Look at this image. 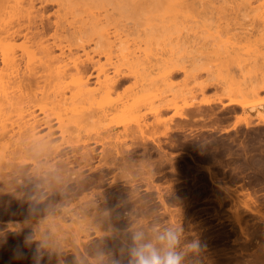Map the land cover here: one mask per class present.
<instances>
[{"label": "rangeland", "instance_id": "obj_1", "mask_svg": "<svg viewBox=\"0 0 264 264\" xmlns=\"http://www.w3.org/2000/svg\"><path fill=\"white\" fill-rule=\"evenodd\" d=\"M34 1L36 2V3H34L36 11L39 10V13L42 12V14L37 13L38 14L37 17L40 18L41 15H42V17H43V18H41L42 19V23L46 24V25H48V24L50 25V28L48 29L47 33L45 34L46 36L44 35L45 36L44 37V42L46 41V45H47V43H48V45H51V46L53 45L52 41H53V38L55 37L56 33L58 35L57 36L58 39L62 40V42L64 44H67V42L70 43V33L66 32L65 30H61V29L60 30H56V27H55V24H56L55 22L57 20L59 21L60 18H58V17H61V15H63L62 14L63 10L62 11L58 10L60 12L59 13L57 11L58 7H56L55 4H48V3L40 4L41 0H34ZM142 1H144V0H142ZM142 1H141V3H142L141 5H143V7H141V5L139 7V5H138L139 8H142V10L140 9L142 12L138 8V10L140 11L139 14L141 16L139 14L138 15L140 17H136V16L132 15V16H134L135 19L136 18L138 19V20L136 19L137 21L135 20L136 22H138V25L141 24V26L143 25L144 27H145V25H147V27L149 26L147 29H149L152 26L154 28L155 27L159 28V27H162L163 25H165L166 22L170 21L171 24L178 25V27L175 26V27L178 28V29L176 28L177 29L176 30V34H175V30L173 31L171 29L170 31H172V34L170 33L169 34L170 36L169 35L168 36L167 35H165V36L162 35L163 38H160L161 37V35H160V37H159L160 39H158V37H157L158 34L156 35L154 33V31H153V34H155L157 39H158L157 42H156V40H155L156 38H154L155 35L153 37L150 34L151 32L149 31L150 29L153 30V28H150L148 30L150 35L148 33H147L148 35H146L147 30H144L146 28H142V27L140 28V26H138L135 21L132 22V20H133V18L131 19L132 16L129 15L130 19H128L129 17L127 18L128 15H127V13L125 11L126 9L123 8L127 16L124 15L122 17H119L120 15L125 14V13L120 14L122 10L117 11L118 9H120L122 7V4L120 6L118 4H112V5L110 4V6H112V7H110L109 5L106 6V4H104V3L101 4L100 3L98 10H97V8L95 9V7H94L95 11H94V9H92L91 13H93V14L95 13L94 16H96V13L98 12L99 14L97 13V17H98V15H100L99 18H101V19H102V17L104 19V16H105V19L109 18V17L106 18V13H104L105 14L104 15L103 12H109V13H107L108 14L107 16H111V15L113 17L115 16V18L110 17L111 18L110 20H112V21H110L111 25H110V23H108L109 25L108 24H106V25L103 24V25H105V26H103V28L105 27L104 29H106V26H108L107 29H109V26H110L111 30L109 29V31L112 34V32L115 31V28H113V27H116V26L117 27H121V28L124 27L125 29H127V32H129V34H130V36L128 38L130 40V41H128L129 49H131L133 47L131 50H133V49L135 50L136 47H140V49L142 51L147 50V53L148 52H152L151 55L149 53V56H151V58H156L157 56H154V55H158L159 56L160 53H163V52L164 53L161 56L164 55V57L165 56L167 57L168 55H165V53L170 49V47H171V49L175 50V47L177 49V47L179 45L178 42L181 43L180 47L183 49L182 50L183 55H182V53L177 55L179 53L178 52L176 54L177 57H176V55L173 57L175 60L172 58V56H170V57L168 56L170 58V61H172V65H174V62H173V60H174V61H176L177 65H179V66H177V69L180 68L181 66H184L189 71L188 76L191 73V76H189V77H192V78L195 77L196 78L195 79L196 82H198V80H199V82L200 81L201 82L202 81L205 82V80H208V78H210L212 81L210 79H209V81H210L209 83H207V81H206L205 83L207 84V86H205L204 90L200 91L198 89V86L196 84H194V82H195V81H193L194 79L192 80V78H191V80H192L191 83H188V85L190 84L189 86L191 87V90H190V88L186 87L185 84H184L185 88H188V90L187 89L185 90V88L183 89V84L181 85V83H183L184 81L186 83L190 82V79L183 80L184 79V76H183L184 74L182 73V71H179L178 73H176V76H174V79H172V80H173V82H175V83H173V85L174 84H176V85L180 84L182 87L178 86L180 88H178V87L176 88L175 87L176 85H174L173 89L174 88H176V90L180 89V90H178V92L179 91L180 92L181 91L184 92V90L185 91H190V92L192 90L193 91L190 94L187 92L188 93L187 95H186V92H185V95L187 97L184 95L183 92L179 93L181 95L183 94L184 97L180 95V96L177 97V99H175L176 106L175 105H171L172 107L171 108L168 107L169 109H167V107H164L163 108L164 110L163 109L160 110L161 109L160 107H163V105L161 103H159L162 100L161 98L165 97L166 99H170V98H167V97L173 96V94L170 93L171 90L169 92V89L166 86L165 87L163 86L164 87L163 89L167 88L168 89L167 91L169 92V94H168L167 91L165 92V90H163V89L162 90L164 92L162 90H160V89H159L160 90L159 92L155 91V93H153V91H150L152 93L149 94L150 96L147 95V98L145 99L146 102L145 101L142 102V104L144 102H145L144 104H146L147 101L149 100V102L146 104V106L138 104L139 105L138 112L133 114V115H131L132 116L131 119L132 118H134V119L136 118L135 119L136 124H138V123L139 124H147V126L144 127L145 130L143 129V131H146L145 132L146 135H143V137H142L143 140H142V138H139L140 142L138 141V139H136V140L134 138L132 139L131 138L132 136L131 137L129 136L128 138H126V142H127L126 144L130 148H128L129 150L124 152L126 154L123 156V157H125L127 155L125 158H126L127 162L130 161L132 166L136 165V167L134 169L136 174H134L133 170H132L133 172L130 171L131 172L130 174H129V171H126V172L123 173L124 170H120L116 166H110V169L105 167V165L103 164L104 159H103L102 156H104V153L107 154V152L105 151L103 154L101 152H103L102 151L103 148H106L105 146H107L109 148V149L106 148V150L111 152L110 151L111 146H109V144H107V143L112 142V140L108 139L109 140L108 141L107 139L104 140L105 138H103V139H100V140H102V141H100L101 143L100 142L99 143H95L92 140L89 141L90 148L93 147V149L95 151V158H94L95 162L93 161V164L95 166L94 165L93 166L97 167L96 169H93V170L90 169L89 170V168L85 167V168H82V169L80 168V170H79V167L82 166V164L80 166L75 165L73 167V169L76 168V169H74V171L78 169V171L82 174L81 175L82 176V180H84V181H82V180L79 181L78 180L77 181L78 184L76 183V181H69V182H67L64 185V188H62V190L58 191L59 194H56V195L54 194L55 192L52 193V194H51V192H49L50 193L49 194L48 190L44 191V190L41 189V190H39V193H37L38 195L36 194L35 196H31L32 187L36 188L34 186V184L31 183V182L27 183L26 185H24V184L23 185H19V188L16 187V186H15L16 188L13 187L12 190H14V191L10 190L11 194H9V192H10L9 190H8L9 192L6 191L8 196L9 195H11V196L14 195V197H11V199H9V200H5V202L3 200L0 201V264H16V263L17 264H22V263L23 264H31L30 261H32V260H34L36 262H39V263L43 262L45 264H71V263L72 264H76V258L75 257H76V255L78 256V254H79V257H81V258L83 257L82 259L85 261L86 264H118V262H119V264H127V249L130 246V244H131V236H132V234L134 232L143 231L146 234L152 236V235H155L156 233H158L160 231H163L166 228H172V229L177 230L178 235H180V238H181L182 251L185 254H188L189 256L191 255V249H189L187 247H184V245L188 241L199 240L204 245V251H203L201 257L193 259L190 262V264H264V177H259L260 174L252 173L250 171L251 169H253L254 165L258 166V163L256 162L255 164H253L251 162H246V164H247L246 165L245 162H241L246 167V170L241 172V173L238 172V170H237V169H239L238 168V163L236 165V162H234L235 161L234 158L232 156H228L227 157L225 155L226 152H224V149H225V141H224V139L226 138L225 137L226 134H222V133L220 134V132L209 131L208 128H207V130L206 129H204V130L200 129V126L205 125V124L209 125V124L212 123V122H210L211 120L208 121V119H206L207 117H205L206 123H203L205 121H202V119H199V117H196L197 120L196 119L193 120L194 122L193 121L188 122L189 126H188V124H186V126L184 128H181V129H178V130H175V131L172 130V133L169 130L168 134L169 135L171 134L170 136L169 135L167 136V135L164 134V132H165V129H164L165 126L164 125H166L165 128H168V125H167L168 122H169L168 123L169 126H173L174 123H180L181 122V119L179 118V114H178V112H180V111H178V110L184 107V102L185 101H186L185 103H188V101H192V99H190V98H195L197 100L196 102L204 101V102L212 103L214 105H216V104L217 105H225L226 103H228L229 95L225 94L222 91L221 86H218L219 85L218 84L219 83L218 80H220L221 75H222V77H223V74L226 76V73H224V72H226V71H227V73L229 72L230 75L233 76L234 78L236 77V79L237 78H241L242 79V76L245 74V76H243V77L251 78V80H253L252 77H251V76H253V74L246 73L248 68L245 67V66H242V69H240L241 67L238 68L239 66L237 65V63L235 65H233V64L229 65L226 69L222 68L224 70H222L221 67L219 69L218 68L220 66V65L218 66L219 61H218L217 58L214 59V57H216V55L215 56L214 55H212V56L210 55V58H212L211 59L212 61H210V58L207 59V57H209V56H206V59L203 58L202 59L203 61H201L199 64L197 63V66L199 65L198 67L193 66V68H192V65H194V64H189V63H187V59L186 58L181 59L180 57H182V56L185 57V54H184L185 51L184 50L187 48V46L184 44L183 41L187 40V38H189V35H190V37H192L193 35L195 36L197 34V36H195V37H197L198 39L197 38L195 39L193 37L189 39L192 42H196L198 44H199V42H201L202 44H204V42H205V44H207L209 36H210L211 39H213L212 38L213 34H211L210 32H216V30L218 32L219 31L218 28H221L222 26L224 28L222 27V30L220 29V32L222 31L221 35L226 33V32L228 33V35L229 34L232 35L233 33H237L238 34V33H241V31H243V32L246 31L247 32L248 30H249V33H250V31L252 33V31L254 32L256 30H257L256 32L258 33L260 31V29H261L260 27H262V26H260L261 22L258 24L259 18H258V16L257 17L255 16L256 12L254 13V11H253L254 8L250 9L253 5L255 6L256 3L253 2L254 0H250V1L247 0V3H244V1H242V0L239 1V2H235L234 5H237V4H240V2H243L242 5L245 6V4H248L249 2L252 1L251 2V3H253L252 6L249 7L248 5H246V7L248 6L247 7L248 9L246 10V8L244 6L243 7L245 9L243 7H241V6H239V8H238V6L237 7L235 6V8L234 7L232 8V6H234V5H232L233 3L230 4L231 7L229 5H227L226 3H224V2H222L223 4H221V2L216 4L218 2V1L216 2V0H215V3H214V0H211V1L210 0H205V2L201 1V3L199 5H198V3H199L198 1L199 0H194V1L193 0H189V1L188 0H186V1L185 0H183V1L180 0L181 3L178 0L177 1V6H178V4L182 5V2H184L185 4L183 3V6H178V7L174 6L175 9L172 8V11H173L172 12L171 9H170L171 6L169 7L163 1V3H162L163 5H159V3H158L159 6L157 7V9L158 10L160 9L159 11L161 12V13H159V11H157V13H159V15H158V14H156V12H154L156 8L155 9L152 8V7L157 6L156 2H154V6H153V3H151V2H153V0H149V1L145 0L146 2H148V4H147L144 1L146 3V6L147 7L151 6V7L147 8L143 4ZM206 1H208V3L211 2L212 3V4H210L211 6L208 5V3ZM227 1H232V0H227ZM150 3H151V5H150ZM165 4H166L167 8H166ZM186 4H189V5L194 4L195 7H193V5L188 7ZM202 4H204V5L202 6ZM213 4H215V6L217 5V7L215 8V6ZM225 4L227 6L226 7L227 9L225 8ZM102 5H104L103 8L107 7V8H105L107 11H104L103 8H102L103 10L100 9L102 7ZM184 5L186 6L187 9L185 8ZM218 5H221V7H222L221 10L224 7L225 11L222 10L221 11L222 13L219 12L220 11L219 10L220 6H218ZM222 5H224V6H222ZM94 6H96V5H94ZM117 6H119L120 8L117 7ZM180 7H181L182 12L184 11L183 12L184 14L180 11V9H178ZM190 7L193 8V9H191ZM144 8L146 10H144ZM165 8L167 10H165ZM188 8H189V11H188L189 13H187L185 11V9L188 10ZM217 8H219L218 11H217ZM79 9H81V8L78 7L77 10H79ZM99 9H100V11H99ZM163 9H164V11H163ZM173 9L174 10H179V11H176L175 14H170V11L172 13H174ZM190 9H191V11H190ZM240 9H241V11H240ZM242 9H244V10H242ZM83 10H85V9H83ZM83 10H81V11H83ZM143 10L145 12V15H144ZM227 10L229 12H227ZM236 10H237V12H235ZM250 10L253 11L254 14H252ZM81 11H80V15L82 14ZM88 11H90V10L88 9ZM88 11H87V14L85 13V15H84V12H85L84 11L83 15H81L82 17L79 15V17H80L79 19L87 18V16L89 17L90 13L88 14ZM92 11H94V12H92ZM150 11L153 12V16H152V13ZM230 11H233V12H230ZM64 12H65V10H64ZM74 12H76V11H74L72 9V14ZM137 12L138 11L136 10V13ZM67 13H69V12H67ZM76 13H75V18L77 20L78 19V11ZM110 13H112V14H110ZM141 13H143V15ZM69 14L67 16L68 19L66 21H68V20L71 21V17L74 15L73 14L71 16V11H70ZM154 14H156V15H154ZM165 14H167L168 18L166 17ZM64 15H65V13H64ZM117 15H119V16H117ZM147 15L148 16L151 15V19L149 18L150 21L147 20V18H148ZM173 15H175V16H173ZM154 16H155V18H154ZM156 16H158V17L161 16V18H158ZM169 16L172 18V21L169 18ZM174 17H175V19L177 17L176 21H175V19L173 20ZM189 17H191V19ZM253 17H255V18L253 19ZM38 18H37V23L35 24V25H37V27L42 26L41 24H39V23H41V20L38 19ZM142 18H145L146 20L143 19L144 20L143 21ZM179 18H181V19H179ZM65 19L66 18L64 17V20L63 19L62 20L65 21ZM154 19H157V21L154 20ZM162 19L165 20V24L163 23ZM151 20H152L153 23L156 22L154 24L155 26L151 25V24H153V23H151ZM113 21H115L116 23H114ZM142 21H143V23H142ZM158 21H159V23L157 24ZM112 22H113V24H112ZM119 22H120V25H119ZM207 22H208V27H206L207 26L206 25ZM149 23H151V24H149ZM191 23H192V25L194 27L191 25ZM160 24H162V25L160 26ZM210 24H212V25H210ZM62 25L67 26L69 24H67V22H66V23H64ZM158 25H159V27H158ZM190 25H191V27H193V29L190 28L189 32H193L195 30V31H197V33L195 31L193 33H188ZM211 26H214V27L211 28ZM117 27H116V29H118ZM184 27H186V28H184ZM203 27L205 29L207 28L209 33H208L207 30H204ZM215 27H216V30H215ZM64 28L66 29L67 27H64ZM173 28H174V26H173ZM210 28H211L212 31L209 30ZM134 29L135 30L137 29V30L135 31ZM225 29H226V31H225ZM258 29H259V31H258ZM178 30H180V31L178 32ZM227 30H229V31H227ZM186 31H187V33H186ZM159 32H160V30H159ZM229 32H233V33H229ZM256 32H254V34ZM142 33H143V35H142ZM159 34H161V32ZM206 34H207V36H206ZM214 34L216 35L217 33H214ZM218 35L219 34H217L216 36H218ZM226 35L225 34L222 35L221 38H223V36L226 37ZM145 36L146 37L147 36H151L150 38H152V39H150L149 37L148 38L150 40L148 38L145 39ZM166 36H167V38H164ZM206 37H207V39H205ZM254 37L256 38L257 35H254ZM112 38L114 40V37H112ZM153 38H154V40H153ZM143 39H144V41H143ZM211 39H209V41ZM252 39H254V38H252ZM145 40H146L147 44L145 43ZM160 40H161V42H160ZM22 41H23L22 38H21V40L19 39L17 44L22 43ZM133 41H134V43H133ZM153 41L155 43H157L158 46H156V44ZM135 42L136 43L138 42V43L136 44ZM167 42L170 45L173 44L174 47L172 48L173 45L172 46H170V45L168 46ZM170 42H172V43H170ZM258 42H262V41L259 40ZM263 42H264V40H263ZM159 43L160 44L162 43V45H160ZM164 43L165 44L167 43L166 46H165ZM163 44H164L165 47H163ZM258 44L260 45L261 43H258ZM258 44H257V47L259 49L261 48L260 50H262V47H260L261 45L258 46ZM147 45H149V46L147 47ZM93 46H94L93 43L87 44V47H86L87 49L86 50L87 51L89 50V53H91L93 55V56L92 55L91 56L94 59L95 58L97 60L99 59V63L100 64L101 63H106L107 64V61L105 62V59H104L106 57L103 54H100V56H99V54H97L98 51H97V53L95 51L92 53V51L94 50V48H92ZM152 46H153V48H151ZM207 46H209V45L207 44ZM262 46L264 47L263 44H262ZM146 47H147V49H144ZM157 47L159 48V50L157 49ZM72 48H73V52L75 51V53H77L76 55H78V54L82 55V52L80 51L81 49H77L76 50L74 47H72ZM148 48L149 49L151 48V50H153V51H151V50L148 51ZM161 48H162V50H161ZM246 48L247 47L244 46L243 52H245L247 50ZM115 49L117 50L118 48H115ZM136 50H137V48H136ZM260 50H258V51H260ZM53 51H54L53 54L54 53H55V55L58 54V50L55 49ZM170 51H168V52H170ZM248 51L252 52L253 49H250V47H249ZM258 51L256 49V51L254 53L258 54ZM263 51H264V49H263ZM243 52H242V54H243ZM251 52H249V53H251ZM254 53L252 54V56L250 58L251 62L254 60V59H252V58H254L253 57ZM115 54L117 55V53L113 54V61L114 62H116V60H117V59H115L116 57H114ZM152 55H153V57H152ZM242 56H244V54ZM242 56H240V57H242ZM151 58H150V61L152 60ZM171 58H172V60H171ZM246 58H247V56L243 57L242 59L244 60ZM204 59H205V62H204ZM243 60H241V58H240V61L242 63L245 61V60L244 61ZM148 61H149V59H148ZM152 61H156V59L152 60ZM121 62L117 61V63H118L117 66L120 65ZM213 62H215V63H213ZM247 62H248V59L246 60V63ZM151 63L152 62H150L148 65L150 66ZM246 63H243V64H246ZM169 64H170V62H168V66H166V68L170 67L171 64L170 65ZM258 64H259V62H258ZM121 65H122V67L119 66L120 67L119 69H121L122 72H125V74H127L129 76V78H130L129 81L127 83H125V85L123 86V87H126V88L123 89V87H122L121 89L123 91L125 90V92H126V90L130 91L131 88L133 87L132 90L133 91H137L139 88H141V87H139V86H141V84H142V86L144 85L143 84L144 83L143 77L142 78L140 77L142 75L138 76L139 77L138 79L143 81V82H141L139 84L140 81L139 80L137 81V78H136V80H134L135 79L133 77L134 75L131 74L135 69H133L131 71V69H128V68H130V66L126 65L124 67L125 63H123ZM107 68H110L109 72H111V68L112 67L109 66ZM139 68H141V67L136 68V70L134 72L136 73V71H137V73H138L139 72ZM261 68H262V70L264 69L263 66L260 67V69ZM150 69H152V73H154L153 72L154 67L153 68L150 67ZM128 70H130V71H128ZM141 70L142 71L144 70L143 72H145V68L144 69L141 68ZM240 70L243 73L242 76H241L242 73L240 72ZM262 70H259V69L257 70L256 69L255 70L256 71L255 74L260 75ZM154 71H155V73L152 74L153 77L158 72L161 73V71H157L156 72V68L154 69ZM257 71H260V73L257 72ZM90 72H92L93 75H95V70L94 69L91 68ZM145 73H142V74H145ZM138 74H140V73H138ZM209 75H210V77H209ZM217 75H219L220 77L219 76L217 77ZM185 78H187V77H185ZM67 79H69V78H67ZM67 79H66L65 82H68L69 84L72 85L71 81H69ZM213 79H214V81H213ZM241 79H239V80H241ZM132 80L135 83H133ZM186 80H189V81H186ZM223 80L224 79L221 78V81H223ZM246 80H249V79H246ZM260 80H259V82H261ZM262 80H263V82L261 84L263 85L264 84V79H262ZM91 81H95L94 77L91 79ZM136 82H138L137 83L138 85L136 84ZM257 84H258V82L256 83V85ZM261 84H258V85H261ZM131 85H135V86H131ZM137 86H138V88H137ZM121 89L119 90L120 93H121ZM128 89H130V90H128ZM65 90H66V92H69V91H67L68 89H65ZM139 90H143V87H142V89H139ZM176 90H174V91L176 93H178ZM174 91H173V93H174ZM261 91H262V89H261ZM225 92H227V91H225ZM125 94H128V93H125ZM129 94H130V92H129ZM191 94H193V95H191ZM261 94L263 95V92H261ZM177 95H175V97ZM125 96H129V95H125ZM138 96H136L137 99H139V98L142 99V97H144L145 95H141L140 96V94H138ZM189 96H191V97H189ZM185 97H186V99H184ZM173 98H174V96H173ZM173 98L171 97V99H173ZM256 99L251 98V100H249V102H250L249 104L257 103ZM38 102L40 103L41 101H38ZM39 103L36 102L35 103L36 106L34 107V110L37 112V113L36 112L35 113L38 116H40V115L43 116L38 111V107H43L44 106V108L46 110H49V109L51 110V108H52V107L51 108L49 107L50 105H48V103H46V104L45 103H40V105H39ZM175 103H173V104H175ZM37 104L39 106H37ZM156 104H157V106H158V104H160V107L158 106V108H157ZM201 104L204 105L203 102ZM47 108H49V109H47ZM153 108L155 109V111L158 109L159 111L162 112V113L159 112L161 117H160V115H156V112H158V110L156 112H154ZM203 108L206 110V107L203 106ZM148 109H150V111ZM52 110H53V108H52ZM52 110H51L50 113H53ZM237 110H239V109H237ZM139 113H141V115ZM10 114L8 115V117H7V115H5L3 117V119L4 118L5 119L6 118H10L11 122H12L13 121L12 118L16 119L18 117V116H16L17 111L14 113L15 116H14L13 113L11 115ZM18 114H19V112H18ZM55 114H56V112H55ZM55 114H53V115H55ZM136 114H139V115H136ZM219 114H221L222 118L220 117V115H219V117L221 119H224V120H222L223 123H225L224 121L232 122L233 121L232 119H235L234 117L231 116L230 117L231 120H230V118L226 120L224 118L225 116L223 114V111H219ZM237 114L238 115L241 114V110H239L237 112ZM119 116L120 115H117V117H119ZM240 116H242V115H240ZM117 117L113 116V118H111V119H113V122L109 120L111 122V124L110 123L107 124V126H108L107 128L110 129L112 127L110 129L111 132H112L111 133L112 136L113 135H119V133L121 131H124V130L126 131L127 129H129V130H127L126 132L130 133V132H132V129L134 130V128L136 127V125H134L135 122H133L134 119L133 120L129 119V120H126V121L123 120V123H122V121L120 119V117H122V116H120L119 119H117ZM125 118H127V117L125 116L124 119ZM153 118H154L155 121L156 120H158V121L155 122L153 120ZM158 118H161V119H158ZM3 119L1 121H3V125H5L6 121H5V119L4 120ZM10 119H7V120L9 121ZM159 121L161 123L160 125H159ZM198 121H201V122H198ZM8 123L11 124L10 121ZM8 123H6V125H5L6 126L5 129L7 128L6 131L8 129L9 130L11 129V127H9V128L7 127ZM156 123H158V125H156ZM201 123H203V124L201 125ZM241 124H240L239 128L242 127ZM55 125L57 127V124L54 123V126ZM190 125L192 126V128H191ZM0 126L3 127L2 124ZM198 129H200V130H198ZM242 129L243 128L240 129L242 132L240 130H239L240 132L238 131L237 133L233 131L232 132L233 134L230 135V136H235L236 134H237V136H240V137L243 136L244 135L243 134L244 131ZM180 130H183V131H180ZM1 131H3V130H1ZM56 132L59 133L57 130H56ZM95 133L97 134L96 129L90 130V132H87L88 135L90 134L89 136L92 135L93 137L95 136L94 135ZM238 133H240L241 135L238 134ZM6 135H8L7 132H6ZM6 135H5L6 138L4 139V137H3V140L7 143V140H9V137H11V136H9L7 138ZM9 135H11V134H9ZM86 135H84V137H82V139H85ZM144 136H146L147 138L144 139ZM0 138H2V136ZM13 138H11L12 140L10 139L8 141V143H10V141L13 142V140H15V138L14 139ZM61 139H63V138L60 137L59 134H57L55 136V142L54 143H59L60 142V143L63 144V142L60 141ZM220 139H222V142H223V147H221V148H222V154L224 156L222 154L219 155V153H215V151H213V150L211 151V149L210 148L208 149V147L204 148V146H203L204 144H213L212 141L216 142L217 140H220ZM103 140H104V142L106 141L107 143L105 142V144H104ZM133 140L136 141V144L132 143V142H134ZM169 140H172L173 142H175L176 147L168 146ZM177 141L180 144L176 143ZM2 142H1V144H3V145L6 144L5 142H3V143ZM102 142L105 145L104 147L102 145ZM208 142H210V143H208ZM8 143L6 144L5 148H2L3 146H0V170L1 171H2V169H5L4 168L5 164L8 165L9 164L8 162L11 163V161H10L11 160L10 159V157H11L10 156V150H11L12 144L11 143L8 144ZM157 143L159 145H161L162 149L158 147ZM192 145H194V146H192ZM62 146L64 147V151L62 150V152L67 154L68 156H71L72 155V149H70L69 147H67L65 145H62ZM112 149L111 150L114 153V148H112ZM204 149H205V151H204ZM129 151H130L131 154L129 153ZM164 151L165 152L169 151V154L171 153L170 156L166 157L165 154H164L165 153ZM65 154H63V157H66ZM261 155L264 157V153L261 154ZM1 156H2V158H1ZM25 158H22L21 160H24ZM101 158H102L103 161L101 160ZM168 158H169V160H168ZM146 159H148V160H146ZM171 160H173V161H171ZM145 161H147V166H149V167L152 166L151 169H150V172L152 174L151 175L152 179L148 178V180H147L148 172H147V174H145L146 172L144 173L143 172L144 170H141V168H140V170L142 171V172H140L139 169H138L139 166L145 165ZM42 162H44L43 159H42ZM138 163H139V166H138ZM150 164H152V165H150ZM83 165H84V163H83ZM5 167H7V166H5ZM29 167H31V165ZM98 167H99L100 170L98 169ZM149 167H146V168H149ZM263 167H264V160H263ZM207 168H209L210 170H213L212 172L216 176V178L213 179V180H215L214 182H216V183H214L213 181H210V178H208L209 176L207 174L208 173ZM136 169H138L137 170L138 172L136 171ZM164 169H166V170L164 171ZM188 169H189V171H188ZM119 170L122 171V173L124 174L123 175L124 177H121L122 174H121V172ZM176 170H178V171H176ZM117 173H119L118 174L119 176L121 174V176H120L121 178H119V176H117ZM125 173H127V175ZM138 173H139V175H138ZM133 174H134V176H132ZM153 175L155 177H153ZM115 176L118 177L119 179L117 178V180H116ZM250 176H251V178H250ZM144 177H146V178H144ZM112 178H115L116 181L114 179H112ZM178 178H179V181H178ZM86 179H88V181ZM143 179H145V180H143ZM250 179H252V180H250ZM111 180H114V181H111ZM134 180H136V181H134ZM163 180H165V181H163ZM85 181L87 182V184H85L86 183ZM81 182L82 183L84 182L83 183V184H85L84 187L82 186ZM97 183H99V184H97ZM169 183H171V187H170ZM223 184H225V186L228 185L227 186L228 187V191L227 192H224L221 188L218 187V186H222ZM251 185H255L257 187H255V186L253 187ZM169 187H170L171 191H169ZM172 187H173V191H172ZM165 190H167V192L168 191L169 192L167 193ZM238 190H240V191H238ZM94 191H95V193H94ZM19 192L21 193L20 196L17 195V194H19ZM229 192H233L234 194L233 193H229ZM243 192L244 193L247 192L248 194L250 193L249 194V196H250V200L249 201L247 200V198L249 199V196H247L248 194L246 193V196H247L246 197ZM4 193H3V195H4ZM15 193H16V195H15ZM92 193H94V194L92 195ZM190 193H192V194H190ZM238 193L241 194V195H239ZM251 194H252V196H251ZM3 195L1 194V199H2ZM118 195H120V196H118ZM159 195H161L162 197L164 196V199L165 200L167 199V200L166 201H159L160 200L159 199V197H160ZM243 195H244L245 198L243 197ZM15 196H17V197L19 196V197L18 198L16 197L17 199L15 200ZM78 196H80V197H78ZM86 196H88V199L90 198L89 200H91V201H85V199L87 200ZM32 197L35 198V199H33ZM82 197L83 198L86 197V198L83 199ZM237 197H239V198H237ZM251 197H252L253 200L251 199ZM236 199H237V201H236ZM47 200L48 201H52L51 202L52 205L54 204V206L51 208V212L50 213H48V212L47 213H38V214H44V215H38L37 213L33 214V215L31 214V211H35L36 207H38V205H40L39 203L41 201L43 203L44 201H47ZM255 200H257V201H255ZM17 201H19V202H17ZM21 201H23V202H21ZM38 201H40V202H38ZM10 202H12V203H10ZM10 204H12V205H10ZM33 204L36 205L35 208L33 207L34 206ZM87 204H90V205L92 204V205L88 207V210H84L83 209L84 205L86 206ZM9 206H11V207L9 208ZM21 207H22V209L24 211L23 210L21 211ZM6 209H7V211H6ZM92 210H93V212H99L100 214H102L99 217L100 218L102 217L103 220H104V218L108 219L111 222V223L109 222L110 223L109 226H111V227L109 228L108 226H105V227L103 226L102 228L100 227L98 230H96V229L94 230L92 228H87L88 231L86 230L85 233L79 232V233L75 234L76 231H80L79 229H76V228H78V227L80 229L81 228H85V226L83 224H81L83 227L79 226V223H77V221H76V220H78L77 218H79L80 221H81V219H83V217H84L82 215L83 214L86 215V213L90 214V212ZM103 212H105V213H103ZM77 213L80 214V215H78ZM46 214H48V215H46ZM58 214H59V217H58ZM70 214L72 215V217L70 216ZM45 215H46V217H45ZM73 215H75V216L73 217ZM77 215L79 217H77L76 220H75V217ZM37 217H38V219H36ZM34 218L37 221L40 219L39 220L40 223L42 221L41 219H43L44 222H42V223H43V225L45 224L44 225L45 228H43L44 226L42 225V223L41 224L39 223V225H40V228H41V225H42L43 226L42 228L44 230L40 229V228H32L34 230L36 229V231L31 230V226H30L31 223L30 222H31L32 219L35 220ZM56 219H58V220L60 219V222L57 220L58 224H54V222H56V221H53V220H56ZM45 220H46V222H45ZM26 221L28 223H30V225L27 224L28 226H30V227H28L29 229H27L26 225H23ZM21 224H22V226H21ZM47 224H48V226H47ZM50 224H54V229H52V231L56 230L55 233L56 234L59 233V237L61 236L60 234L63 233L62 235H64V232H65V235H64L65 237L61 236V238L62 237L63 238L62 239L59 238V239H61V241L58 238H56L57 235L55 233L51 232V227L53 228V226H51ZM17 225H18V227H17ZM60 225H61V227H60ZM63 225H65V226H63ZM56 226L59 227V228H57V229H59V231L56 229ZM112 227H113L114 231H112L113 230V229H111ZM61 229H62V231H61ZM38 230H39V232H38ZM42 231H44V232H42ZM69 231H71V232H69ZM95 231L96 232L97 231L98 232L102 231V233L106 231L107 235L104 236L103 234H105V233H103V234L101 233V235L99 237H97L98 235H97V233ZM108 231H111V232L108 233ZM35 232H36V234H35ZM37 233H38L39 237L37 236ZM95 233H96V235H95ZM44 234L47 235L48 238L50 237L51 234H53V235H51L52 236L51 238L52 239L54 238V242L52 240H50V241L53 242L54 244L56 242H57L56 244H58L59 242L65 243V244L62 245L63 247L61 246V244L60 245L58 244L59 246H61L59 249H58V246L56 245L57 249H54V250L51 249V251H53L52 252L53 254H51V251L49 252V250L47 248H45V245H44L45 242L49 243L50 242L49 239H51V238L48 239ZM42 235H44V236H42ZM44 237H45V239L47 241H45ZM75 237H76L77 240L75 239ZM55 238H56L57 241H55ZM41 239H43L42 241H45V242L43 243L41 241ZM69 240H70V242H69ZM72 240H73V242H72ZM41 243H43V244H41ZM81 244H82V246H81ZM74 247H75V249H74ZM92 248H94V249L92 250ZM46 250H48V251H46ZM75 250H77L78 254L75 253ZM31 251H32V253H31ZM90 251L91 252L93 251V253H91ZM51 255H54L55 257L51 256ZM49 257H51V258H49ZM49 259H51V260H49ZM85 259H87V260H85ZM89 259L91 261H89ZM94 259H95V261L97 260V262H92V260H94ZM86 261H88V262H86Z\"/></svg>", "mask_w": 264, "mask_h": 264}, {"label": "bare ground", "instance_id": "obj_2", "mask_svg": "<svg viewBox=\"0 0 264 264\" xmlns=\"http://www.w3.org/2000/svg\"><path fill=\"white\" fill-rule=\"evenodd\" d=\"M141 1L142 0H41L40 4H42V3L55 4L56 7H58L57 8V11L58 10L59 11H62L63 10V13H62L63 15H61V17H58V18H60L59 21L57 20L55 22L56 23L55 24V27H56V30H60L61 29V30H65L66 32H69L70 33V43L67 42V44H64L62 42V40H59L58 39V37H57L58 35L56 33V35H55V37L53 38V41H52L53 42V45L51 46V45H48V43L46 45V41L44 42V37L46 36L45 34L47 33L48 29L50 28V25L49 24L46 25V24H43L42 23V19H41V18H43L42 15H41V17L39 16L40 18L37 17L38 16L37 13H39V10H37L38 12L36 11L35 4H34L36 2L34 0H0V119L1 118L3 119V117L5 115H7V117H8V115L10 113L11 114L12 113L14 114L16 111H17L16 116H18L16 119L12 118V120H13L12 122H11V119L10 118H6V119L4 118L5 121H6V123H8L9 121L11 123V124L8 123V126H7L8 128L11 127L10 130L8 129L9 131L8 130L6 131L7 128L5 129L6 123H5V125H3V121H1L2 119L0 120L1 121L0 123L3 126V127L0 126V129L3 130V131L0 130L1 131L0 132V137L2 136V138H0V146H3L2 148H5V146L8 143V141L11 138H13V137L15 138V140H13V142L10 141V143L12 144V147H11V150H10V156H11L10 157V159H11L10 161H11V163L8 162L10 165L9 164L8 165L5 164V166H7V167L4 166L5 169H2V171L0 170V201L3 200L5 202V200H9V199H11V197H14V195H12V196L9 195L8 196L7 193H6V191L9 192L10 190L13 189V187L14 188L18 187L19 188V185H23V184L26 185L29 182L33 183L34 186L36 187V188H33L32 187V189H31V196H35L37 193H39V190H41V189L44 190V191H47L48 190V193L51 192V194L55 192L54 194L56 195V194H59L58 191L62 190V188H64V185L67 182H69V181H76V183H77L78 180L81 181L82 180V176H81L82 174L78 171V169L74 171V169H76V168L73 169V167L75 165L80 166L82 164V166L79 167V170H80V168L82 169V168H85V167L89 168V170L90 169L93 170V169H96L97 168V167H94L95 165L93 164V161H94V158H95V151H94L93 147L90 148V146H89V141H91V140L94 141L95 143H99L100 141H102L100 139H103V138H105L104 140H106V139L107 140L108 139L112 140V142H110V143H107L106 141L105 142L107 144H109V146H111V149L114 148V153L112 152L113 149L112 150L110 149V151L112 153L109 152V151H107L106 148H108V147L104 145L105 144L104 140H103L104 144L102 142L103 147L105 146L106 148H103V150H102L103 152H101V153L103 154L105 151L107 152V154L104 153V156L101 155L103 157V159H104L103 164L105 165L106 168H109L110 169V166H116V167H118V169L124 170L123 173L126 172V171H129V174L134 171L136 165H133L132 166V164L130 163V161H128L130 164L127 162V160L125 158L127 155L125 157H123L126 154L124 152L127 151V150H129L128 148H130L126 144L127 143L126 142V138H128L129 136L130 137L132 136L131 137L132 139L133 138L135 140L138 139V141L140 142L139 138H142L143 135H146L145 134L146 131H143V129H144V127L147 126V124H139L138 122H137L138 124H136V122H135V119L136 118L135 119L134 118L131 119V117H132L131 115H133V114H135V113L138 112L139 105H145L146 106V104L149 102V100L147 101L146 104H144L146 102L145 99L147 98V95H149V94L152 93L150 91H153V93H155V91L156 92H159L165 86L169 89V92L171 90L170 93L173 94L174 98H173V96L167 97L166 95L165 96L167 98H170V99H166L165 97H162L161 98L162 100L159 103H161L163 105V107H160V104H158V106L161 108L160 110H162L164 107H167V109H169V108L172 107L171 105H175L176 106L175 99H177V97L181 95L179 93L183 92V91H181V92L179 91L178 92V90H180V89L176 90V88L178 86H181L183 84V89L186 86V87L190 88V90H191V87L189 86L190 84L188 85V83H191V81L193 79H194L193 81H195V79H196L195 77L194 78L189 77V76H191V73L188 76L189 71L184 66H181L180 68L177 69V66H179V65H177L176 61H174L175 59L173 57L178 52L179 53L177 55H179L180 53H182V50L183 49L180 47L181 46V43L178 42L179 45L177 44L178 45L177 49L175 47V50H174V49H171V47H170V49L168 48L169 49L168 51H170V50L171 51L170 52L167 51L165 53V55H168L169 57L172 56V58L174 59L173 60L174 65H172V61H170V58L168 56L167 57L166 56L164 57V55L161 56L164 52L163 53H160L159 56L158 55H154V56H157L156 58H151V56H149V53L151 55L152 52H148L147 53V50L142 51L140 49V47H136L137 50H136V48H135V50L134 49L131 50L133 47L132 48L130 47L131 49H129L128 41H130V40L128 38H129L130 34H129V32H127V29H125L124 27H123L124 29L121 28V27H117V26L116 27L118 29H116V27H113V28H115V31H113L112 34L109 31L110 26H109V29H107L108 26H106V29H104L105 27L103 28V26H105L106 24L110 23V25H111V22L110 21H112V20H110L111 19L110 17H113V16L112 15L111 16H107L108 15L107 13H109V12H103V14L106 13V18L109 17L107 19H105V16H104V19H103V17H102V19L99 18L100 15H98V17H97V13L98 12L96 13V16H94L95 13L94 14L91 13V10L94 9V7H95V9L97 8V10H98L100 3L101 4L104 3V4H106V6L107 5L110 6V4L111 5L112 4H118L120 6L122 4V7H121L122 9L119 6H117V7L120 8L117 11L122 10L123 12L121 11L120 14H123L126 11V13H127L128 16L126 15V13L123 14V15H120V16L117 15V16L122 17V16L126 15L127 18L129 17L128 19H130V16H132V15H134L136 17H140L141 15L139 13L142 10V8H139V7L142 4ZM144 1H142V2L146 6V3L148 4V2L145 1L146 2L145 3ZM163 1L169 7L171 6L170 7L171 11H172V8L175 9L174 6H176V7L183 6V3H184V2H182V5L178 4V6H177V1L178 0H153V2H151V3H153V6H154V2H156L157 6L152 7V8H154V9L156 8L154 12H156V14H158V15L161 12L159 11L160 9L159 10L157 9V7L159 5H163L162 4ZM201 1L202 2L204 1L205 2V0H199L198 1L199 2L198 5L201 3ZM239 1H241V0H232V1L216 0V2H217L216 4H218L220 2H221V4H223L222 2H224V3H226L227 5H229L231 7V5H230L231 3H233L232 5H234L235 2H239ZM242 1H244V3H247V0H242ZM179 2L181 3L180 0H179ZM206 2L208 3V1H206ZM251 2H249L248 4H245V6L242 5L243 2H240V4H237L236 3L237 5L232 6V8L233 7L235 8V6L236 7L238 6V8H239V6H241V7L244 6L246 8V10H247L248 9L247 8L248 6L249 7L252 6L253 3H251ZM253 2L256 3V4L258 3V4L257 5L255 4V6L253 5L254 7L252 6L250 9L254 8L253 11H254V13L256 12V15L255 16L256 17L258 16V18H259L258 24L261 22V25L260 26H262V27H260L261 28L260 31L258 29V31H259L258 33L256 32L257 30L254 31V32H256L255 34H254L253 31H252V33L250 31V33H249V30L247 32L246 31H244V32L241 31V33H238V34L237 33H233V32H229V33H233L232 35L231 34L228 35V33L226 32V33H224L225 35L227 34L226 37L223 36V38H221V36L224 35V34L221 35V32L222 31L220 32V29L222 30V27L223 26L221 28H218V30H219L218 32L219 33L217 32L216 27H215L216 32H210L211 34H213V37L211 36L213 39H211L210 36L208 37L212 41L211 40L209 41V39H208V42L206 41L209 46H207V44H205V42H204V44H202L201 42H199V44H198L196 42H192L191 40H189L192 37L196 39L197 37H195V36H197V34L195 36L193 35L192 37H190V35H189V38H187V40L183 41L184 44L187 46V48L184 50L185 52L183 51L184 54H185V57H183V56L180 57L181 59L186 58L187 59V63L194 64V65H192V68H193V66L198 67L199 65L197 66V63L199 64L201 61H203L202 60L203 58L206 59V56H209V57H207V59H209L210 58V55L211 56L212 55H214V56L216 55V57H214V56L213 57H214V59H216V58L218 59V61H219L218 66L220 65L218 67L219 69H220V67H221V69L222 68L226 69L229 65H231V64L235 65L237 63V65L239 66L238 68L241 67L240 69H242V66H245V67L248 68L247 69V72L246 71L245 72L246 73L253 74V76H251L253 80H251V78L243 77V76H245V74L243 75V73L241 72V70H240V72L242 73L241 76L243 75L242 76V79L241 78H237L236 79V77L234 78L233 76L230 75L229 72L227 73V71L224 72V73H226V76L223 74V77H222V75L220 77L219 76L220 74L217 72L219 74V75H217V77L218 76L220 77V80H218V82H219L218 84L219 85L218 84L217 85L218 86H221L222 91L225 94L229 95V97H228V103H226L225 105H217V104L214 105L212 103L202 101L204 103V105H203V104H201L202 102H199V101L196 102L197 100L195 98H190V99H192V101H188V103H185L186 102L185 101L184 102V107L181 108V109H179V110L177 109L178 111H180V112H178V114H179V118L181 119V122L182 123L181 122L180 123H174L173 126H169V124H168L169 122H168L167 123L168 128H165L166 125H164V124L163 125L165 126L164 127V129H165L164 134L168 136L169 135L168 134V131L169 130L172 133V130L175 131V130L184 128L186 126V124H188V126H189V123L188 122H191V121L195 120L196 117H199V119H202V121H205L203 123H206V119H208V121L211 120L210 122H212V123L209 124V125H206V124L205 125H202L203 123H201L202 126H200V129H203V130L206 129L207 130V128H208L209 131H215V132H220V134L221 133L222 134H226L225 135L226 138L224 137L225 138L224 139V141H225V149H224V152H226L225 155L227 157L228 156H232L234 158V160H235L234 162H236V165L238 163V168H239V169H237L238 172L241 173V172H243V171L246 170V167L241 162H245V164H246V162H251L253 164H255L257 162L258 163V166H256V165H254V167L252 166L253 169H251L250 171L252 173H258V174H260L259 177H264V167H263L264 157L261 155V154L264 153V96H263L264 95V84L263 85L261 84L263 82L262 79H264L263 78L264 77V69L263 70H262V68L260 69V67H262V66L264 67V51H263L264 47L262 46V44L264 45V42H263V40H264V11H263L264 10V0H254ZM151 3H150V5H151ZM158 3H159V5H158ZM214 3H215V0H214ZM166 4H165V6H166ZM210 4H212V3L211 2L208 3V5H210ZM226 4H225V8L227 7ZM94 5H96V6H94ZM138 5H139V7H138ZM186 5L188 7L191 6V5H193V7H195L194 4H191V5L186 4ZM203 5L204 4H202V6ZM213 5L215 6V4H213ZM246 5H248V6L246 7ZM218 6H220V9L217 8V11H218V9L220 10L219 12H221L222 10L225 11L224 10V7L221 10V8H222L221 5H218ZM222 6H224V5H222ZM78 7L81 8V9H79L80 11L83 10V9H85V10L81 11V13H82L81 15H83V12L84 11H85L84 12V15H85V13L87 14V11L89 9L90 10V11H88V14L90 13L89 14V17L87 16V18H81V19H79L80 18L79 17L80 11L77 10ZM103 7H104V5H102V7L100 9H102ZM110 7H112V6H110ZM141 7H143V5H141ZM149 7H151V6H149ZM149 7H147V8H149ZM216 7H217V5L215 6V8ZM105 8H107V7H105ZM105 8H103L104 11H107ZM123 8L126 9V10L124 11ZM138 8H139V10L140 9L141 10L139 11ZM166 8H167V6H166ZM166 8H165V10H167ZM185 8H186V6H185ZM72 9L74 11H76V12L78 11V19L79 20L78 19L76 20V18H75V13L76 12L73 13L74 15L72 14ZM95 9H94V11H95ZM100 9H99V11H100ZM178 9H180V11L182 12L181 7L178 8ZM186 9H185V11L187 13H189L188 12L189 11V8H188V10H186ZM191 9H193V8H191ZM191 9H190V11H191ZM244 9H242V10H244ZM64 10H65V12H64ZM136 10L138 11L137 13H136ZM144 10H146V9L144 8ZM144 10H143V12H144ZM66 11L69 12V13L71 11V16L73 15L74 17L73 16L72 17L74 19L71 17V21H69V20L66 21L68 19L67 16L69 14ZM94 11H92V12H94ZM157 11H159V13H157ZM163 11H164V9H163ZM171 11H170V14H175L176 11H179V10H174V13H172L173 11L172 12ZM240 11H241V9H240ZM253 11H251L252 14H254ZM227 12H229V11L227 10ZM230 12H233V11H230ZM235 12H237V10ZM64 13H65V15H64ZM112 13H110V14H112ZM151 13H152V16H153V12H151ZM39 14H42V12L39 13ZM141 14L143 15V13H141ZM156 14H154V15H156ZM144 15H145V12H144ZM165 15L167 17V14H165ZM134 16L131 17V19L133 18L132 22L137 19V18L135 19ZM149 16H148L147 20L150 21L151 15H149ZM173 16H175V15H173ZM64 17L66 18L65 21H63L64 20ZM156 17H158V16H156ZM177 17H176V19H177ZM37 18L41 20V23H39V24H41L42 26L37 27V25H35L37 23ZM113 18H115V16ZM154 18H155V16H154ZM158 18H161V16H159ZM169 18L172 21V18L170 16H169ZM189 18L191 19V17H189ZM254 18L255 17H253V19ZM143 19L146 20L145 18H142V20ZM174 19H175V17L173 18V20ZM176 19H175V21H176ZM179 19H181V18H179ZM154 20L157 21V19H154ZM162 20H163V23L165 24V20L164 19H162ZM143 21H142V23H143ZM66 22L69 25H67V26L62 25L64 23H66ZM113 22L116 23L115 21H113ZM113 22H112V24H113ZM136 23L138 25V22H136ZM151 23H153L152 20H151ZM151 23H149V24H151ZM155 23H153L151 25H154ZM158 23H159V21L157 22V24ZM103 24H105V25H103ZM162 24H160V26ZM119 25H120V22H119ZM165 25H163L162 27H159V25H158L159 28H156V27L154 28L153 26L150 27V28H153V30L150 29V28H149L150 30L147 29L149 27V26L147 27V25H145V27H144L143 25L141 26V24H139L138 26H140V28L141 27L142 28H146V29H144V30H147V32L145 31L146 32V35L149 34V31L151 32L150 34L153 37H154L155 34L156 35L158 34L157 35L158 39L163 38L162 35H164V36L167 35L168 36L170 33L172 34V31H170L171 29L173 31L175 30V34H176V30L178 29L177 28L178 25L171 24L170 21L169 22H166ZM191 25H192V23H191ZM191 25L189 27V30L187 29L188 30V33H193L195 31L194 30L193 32H189L190 31V28L193 29V27H194L193 25H192L193 27H191ZM206 25H207L206 27H208V22H207ZM210 25H212V24H210ZM63 26L64 27H67V28L65 29ZM173 26H174L175 29L173 28ZM175 26H177V27H175ZM212 27H214V26H211V28ZM184 28H186V27H184ZM211 28L209 29L210 31H212ZM159 30H160L161 34H159L160 33ZM204 30H207L208 31L207 28L206 29L204 28ZM153 31H154L155 34H153ZM179 31L180 30H178V32ZM225 31H226V29H225ZM227 31H229V30H227ZM195 32L197 33V31H195ZM186 33H187V31H186ZM208 33H209V31H208ZM214 33H217L220 36L219 35L216 36L217 34L215 35ZM142 35H143V33H142ZM156 35H155L154 38H156L155 40L157 42L158 39H157ZM160 35H161V37H160ZM254 35H257L258 38L257 37L255 38ZM167 36L164 37V38H167ZM206 36H207V34H206ZM112 37H114V40H113ZM148 37L150 38L151 36H147V37L145 36V39L148 38ZM21 38L23 39L22 43L17 44L18 43V40L19 39L21 40ZM154 38H153V40H154ZM252 38H254V39H252ZM150 39H152V38H150ZM205 39H207V37ZM258 39L260 41H262L263 43L262 42H258L259 41ZM143 41H144V39H143ZM160 42H161V40H160ZM89 43H93L94 44V46L92 47V48H94V50L92 51V53L94 51L97 53V51H98L97 54H99V56H100V54H103L106 57L104 59H105V62L107 61V64L106 63H101L100 64L99 63V59L97 60L95 58L96 59L95 60L92 57L93 55L91 53H89V50L88 51L86 50L87 49L86 48L87 47V44H89ZM133 43H134V41H133ZM145 43H146V40H145ZM170 43H172V42H170ZM258 43H261L260 44L261 46ZM155 44H156V46H158L157 43H155ZM164 44H163V47L166 46V44H165V46H164ZM257 44H258V46L262 47V50H260L261 48L259 49L257 47ZM160 45H162V43ZM169 45L170 44L168 43V46ZM172 45L173 44H171L170 46H172ZM148 46L149 45H147V47ZM244 46L247 47L246 48L247 50L245 49L246 50L245 52H243ZM72 47H74L76 50L77 49H81L80 51L82 52V55L81 54L80 55L79 54L76 55L77 53H75V51L73 52V48ZM147 47L144 48V49H147ZM173 47H174V45L172 46V48ZM249 47H250V49H253V51L254 50L256 51V49H257V51L258 50H260V51H258V54H255L254 53L255 51L254 52L253 51L252 52L251 51H248V48ZM115 48H118V49L116 50ZM151 48H153V46ZM151 48L150 49L148 48V51L151 50ZM55 49L58 50V54H56V55H55V53L53 54V52H54L53 50H55ZM157 49L159 50L158 47H157ZM161 50H162V48H161ZM151 51H153V50H151ZM242 52H243L244 56H242L243 55ZM249 52H251V53H249ZM114 53H117V55L116 54L114 55V57H116L115 59H117L116 62L113 61V54ZM253 53H254V55H253L254 58H252V59H254V60L251 62L250 61V58H251V56H252ZM177 55H176V57H177ZM182 55H183V53H182ZM245 55L247 56V58L244 59L245 60L244 61L242 58L243 57H246ZM240 56H242V57H240ZM152 57H153V55H152ZM239 57L241 58V60L244 61L243 63H246V60L247 59H248V62L246 64H243L240 61V58ZM150 58L152 60H155L156 59V61H152V60L150 61ZM172 58H171V60H172ZM148 59H149V61H148ZM205 59H204V62H205ZM211 59L212 58H210V61H212ZM117 61L118 62H121L122 61L123 63H125L124 67L126 65L130 66V68H128V69H131V71L133 69L136 70V68H138V67H141L143 69L145 68V72L147 74L145 72H143L144 70L142 71L141 68H139V72H138L140 74H138L137 71L135 73L134 72L135 70L133 71L134 73L133 72L131 73L132 75H134L133 76L135 78L134 80H136V78H137V81L138 80L140 81L139 84L144 81V83H143L144 85L142 86V84H141V86H139V87H141L139 89H142V87H143V90H139L138 89L139 91L138 90L137 91H133L132 90L133 87H132L131 88L132 91L130 89H128L130 91H127L126 90V92H125V90L123 91L121 89L125 85V83H127L129 81L130 78H129V76L127 74H125V72H122L121 69H119L120 67H122L121 64H123V63L121 62L120 65L117 66V64H118ZM150 62H152V63L154 62V63L153 64L151 63L150 66H149L148 64ZM168 62H170V64L172 66L169 64L170 67L169 68L168 67L166 68V66H168ZM258 62H259V64H258ZM213 63H215V62H213ZM109 66L112 67L111 68V72H109L110 68H107ZM150 67L151 68L154 67V69L156 68V72L157 71H161V73L158 72L153 77L152 74H154L155 71L153 69V72L154 73H152V69H150ZM91 68L95 70V75H93V73L90 72L91 71ZM224 69H222V70H224ZM256 69L257 70L258 69L259 70H262L261 73H260V71H257V72L260 73V75L255 74V72H256L255 70ZM128 71H130V70H128ZM179 71H182V73L184 74L183 75L184 76V79L183 78L182 79L183 80L190 79V82H187L186 83L184 81L185 83L183 82V83H181V85L180 84L179 85L174 84V85H176L175 86L176 88L173 89V87H174L173 83H175V82H173L172 79H174V76H176V73H178ZM142 73H145V74H142ZM139 75H142L140 77L141 78L143 77V81L140 80V79H138L139 78L138 77ZM93 77H94V80L95 81H91V79ZM185 77H187V78H185ZM209 77H210V75H209ZM67 78H69V79H67ZM191 78H192V80H191ZM221 78L224 79V80L221 81ZM66 79L69 80V81H71L72 85L69 84L68 82H65ZM209 79L210 78H208V80H205V82L207 81V83H209L210 82ZM239 79H241L242 81L239 80ZM246 79H249V80H246ZM259 80L261 82H259ZM186 81H189V80H186ZM213 81H214V79H213ZM198 82H199V80H198ZM198 82L195 81L194 84H196L198 86V89L200 91L201 90H204L205 89V86H207V84L205 82H203V81H202L203 83L201 81L199 83ZM255 82L256 83L258 82V84H261L262 86L261 85H258V84H257L258 85L257 86ZM133 83H135V82L133 81ZM137 83L138 82H136V84ZM184 84H185V86H184ZM131 86H135V85H131ZM125 88L126 87H123V89H125ZM137 88H138V86H137ZM167 88H165L163 90H165V92H166L168 90ZM178 88H180V87H178ZM188 88H185V90L186 89L188 90ZM65 89H68L67 91H69V92H66ZM120 89H121V93L119 91ZM261 89H262V91H261ZM174 90H176L178 93H176ZM185 90L183 92L184 95H185V92H186V95H187L188 93L190 94L193 91L192 90L190 92V91H185ZM173 91H174V93H173ZM225 91H227L228 93L225 92ZM129 92H130V94H129ZM169 92H168V94H169ZM261 92H263V95L261 94ZM125 93H128V94H125ZM124 94L125 95H129V96H125ZM138 94H140V96L141 95H145V96L142 97V99H140V98L137 99L136 96H138ZM174 94L175 95L178 94V95L175 97ZM191 95H193V94H191ZM181 96H183V94ZM171 97L173 99H171ZM186 97L184 99H186ZM189 97H191V96H189ZM251 98H254V99L257 98L256 99L257 103H251V104H249L250 103L249 100H251ZM38 101H41L40 103H45V104L48 103V105H50L49 107L50 108L51 107L53 108V110L51 108V110L53 111V113H50L51 110L49 108H47V109H49L50 111L49 110H46L44 108V106H43V107H38V111L43 116H41V115H40L41 117L38 116L36 114L37 112L34 110V107L36 106L35 103L36 102L39 103ZM143 101H145V102L142 104ZM40 103H39V105H40ZM173 103H175V104H173ZM39 105L37 104V106H39ZM156 106H157V104H156ZM158 106H157V108H158ZM203 106L206 107V110L203 108ZM237 109L241 110V114H239V115L237 114V112L239 111ZM148 110L150 111V109H148ZM153 111L156 112L155 109ZM219 111H223V114L225 116L224 118L226 120L229 119L232 116V117L235 118V119H232V120L233 121L235 120V121L234 122L233 121L232 122H230V121H224L225 123H223L222 120H224V119H221L222 117H221V114H219ZM18 112H19V114H18ZM55 112H56V114H55ZM159 112H161V111L158 110V112H156V115H160ZM53 114H55V115H53ZM139 114L141 115V113H139ZM139 114H136V115H139ZM117 115H120L122 117L123 116L124 117L125 116L127 117V118L124 119V117L122 118V117L119 116L120 119H121V121H122V123H123V120L126 121V120H129V119L130 120H133L134 119L133 122H135L134 125H136V127L134 128V130L132 129V132L127 133L126 131L129 130V129H127L126 131L124 130V131H121L120 133L118 132L119 135H113L112 136V134H111L112 132L110 130L112 127L110 129L107 128L108 127L107 124H109V123L111 124L110 121L113 122V119H111V118H113V116L114 117L115 116L117 117ZM219 115H220L221 118L219 117ZM240 115H242V116H240ZM14 116H15V114H14ZM119 117H117V119H119ZM160 117H161V115H160ZM205 117H207V118L205 119ZM7 119H10V120L8 121ZM158 119H161V118H158ZM153 120H154V118H153ZM230 120H231V118H230ZM157 121L158 120H156L155 122H157ZM198 122H201V121H198ZM54 123L57 124V127H56V125L54 126ZM160 124L161 123L159 121V125ZM240 124H241L242 127L239 128ZM156 125H158V123H156ZM191 128H192V126H191ZM241 128H243L242 130L244 131V133H243L244 135L243 136L240 137V136H237V134L235 136H230V135L233 134L232 133L233 131L237 133ZM94 129H96V132H97V134L95 133L94 135L95 136L97 135V136L96 137L95 136L93 137L92 135L89 136L90 134L88 135L87 132H90V130H94ZM200 129H198V130H200ZM56 130L59 133H57ZM183 130H180V131H183ZM6 132H7L8 135H6ZM9 134H11V135H9ZM57 134H59L60 137L63 138V139L60 140L61 142H63V144L60 143V142L59 143H54L55 142V136ZM238 134H240V133H238ZM5 135L7 136V138L9 136H11V137H9V140L6 139L7 140V143L3 140V137H4V139L6 138ZM84 135H86V137H85V139H82V137H84ZM146 138L147 137L144 136V139H146ZM142 140H143V138H142ZM2 141L5 142L6 144L5 145L1 144ZM178 141L176 143H179ZM10 143H8V144H10ZM132 143L133 144H136V141H134ZM208 143H210V142H208ZM212 143L213 144H204L203 146H204V148L208 147V149L210 148L211 151L213 150V151H215V153H219V155H221L222 154V148L221 147H223L222 139L217 140L216 142L212 141ZM61 144L69 147L70 149H72V155L71 156H68L67 154H65V153L62 152V150L64 151V147ZM157 145H158L159 148H161V145H159L158 143H157ZM168 146H170V147H176V144L172 140H169ZM192 146H194V145H192ZM204 151H205V149H204ZM129 153H130V151H129ZM63 154H65L66 157H63ZM164 154H165L166 157H168V156H170L171 153L169 154V151H168V152H165ZM1 158H2V156H1ZM22 158H25V159L24 160H21ZM42 159L44 160V162H42ZM101 160H102V158H101ZM146 160H148V159H146ZM168 160H169V158H168ZM171 161H173V160H171ZM83 163H84V165H83ZM30 165H31V167H29ZM150 165H152V164H150ZM138 166H139V163H138ZM146 167H149V166H147V161H145V165L139 166L138 169H139L140 172H142L141 170H144L143 172L144 173L146 172L145 174H147V172H148V174H147V180H148V178L149 179L150 178L152 179V177H151L152 174L150 172V169H151L152 166H150L149 168H146ZM140 168H141V170H140ZM98 169H99V167H98ZM138 169H136V171ZM189 169H188V171H189ZM165 170L166 169H164V171ZM176 171H178V170H176ZM207 171H208L207 174L209 176L208 178H210V181H213L214 182L215 180H213V179H215L216 176L212 172L213 170H210L209 168H207ZM120 172L122 174V176H121V174H120V176L121 177H124L123 176L124 174L122 173V171H120ZM127 173H125V174L127 175ZM139 173H138V175H139ZM118 174L119 173H117V176H119ZM134 174H136L135 171H134ZM134 174L132 176H134ZM154 175H153V177H155ZM120 176H119V178H121ZM115 178L117 180L118 177L115 176ZM115 178H112V179L115 180ZM144 178H146V177H144ZM250 178H251V176H250ZM252 179H250V180H252ZM86 180L88 181V179H86ZM114 180H111V181H114ZM143 180H145V179H143ZM82 181H84V180H82ZM134 181H136V180H134ZM163 181H165V180H163ZM178 181H179V178H178ZM83 183L81 182L82 186L84 187V185L87 184V182L85 184H83ZM214 183H216V182H214ZM97 184H99V183H97ZM169 184H170V187H171V183H169ZM227 186H225V184H223L222 186H218V187L221 188L224 192H227L228 191V187ZM251 186L254 187L255 185H251ZM170 187H169V191H171ZM173 187H172V191H173ZM255 187H257V186H255ZM240 190H238V191H240ZM12 191H14V190H12ZM165 191L167 192V190H165ZM3 193H4V195H3ZM94 193H95V191H94ZM94 193H92V195ZM229 193H233V192H229ZM246 193H244L245 196H246ZM1 194L3 195L2 196V199H1ZM9 194H11V191L9 192ZM20 194L21 193L19 192V194H17V195L20 196ZM190 194H192V193H190ZM249 194L247 196H249ZM15 195H16V193H15ZM239 195H241V194H239ZM244 195H243V197H244ZM118 196H120V195H118ZM159 196H158L159 199H160L159 201H166L167 200V199L166 200L164 199V196L163 197L161 195H159ZM251 196H252V194H251ZM16 197L17 196H15V200L18 198V197L17 198ZM78 197H80V196H78ZM86 197H87V200L85 199V201H91V200H89L90 198L88 199V196H86ZM86 197H84V198H86ZM237 198H239V197H237ZM33 199H35V198H33ZM251 199H252V197H251ZM247 200L248 201L250 200V196H249V199L247 198ZM236 201H237V199H236ZM255 201H257V200H255ZM17 202H19V201H17ZM21 202H23V201H21ZM38 202H40V201H38ZM51 202L52 201H48L47 200V201H44L42 203V201H41L39 203L40 205H38V207H36V210L34 209L35 211H31V214L33 215V214H36V213L38 214V213H47V212L50 213L51 212V208L54 206V204L52 205ZM10 203H12V202H10ZM10 205H12V204H10ZM91 205L90 204H87L86 206L84 205V208L83 209L84 210H88V207L91 206ZM35 206L36 205H34L33 207L35 208ZM10 207L11 206H9V208ZM22 207H21V211L23 210ZM6 211H7V209H6ZM92 212H93V210L90 212V214H88V213H86V215L83 214L82 216H84V217H83V219H81V221H80L79 218H77V217H79L78 215H80V214L77 213L78 215L75 217V220L77 218L78 220H76V221H77V223H79V226L81 227L82 226L81 224H83L85 226V228H81V229L79 227L76 228V229H79L80 231H76V232L74 231L75 234L76 233H79V232L85 233L86 230L88 231L87 228H92L94 230L95 229L98 230L100 227L102 228L103 226L104 227L105 226H108L109 228L111 227V226H109V224L111 222L108 219H105L104 218V220H103L102 217L101 218L99 217L102 214H100L99 212H93V213ZM103 213H105V212H103ZM38 215H44V214H38ZM46 215H48V214H46ZM46 215H45V217H46ZM70 216L72 217L71 214H70ZM74 216L75 215H73V217ZM58 217H59V214H58ZM36 219H38V217ZM35 220H33V219L31 220V222H30L31 225L27 221L23 225H26L27 226V229H29L28 227L31 226V230H34L32 228H40V225H39V223H40L39 220L40 219L38 221L37 220L35 221ZM41 220H42L41 223L44 222L43 219H41ZM57 220L58 219L53 220V221H56V222H54V224H58L57 223ZM58 221L60 222V219ZM45 222H46V220H45ZM27 224L30 225V226H28ZM48 224H47V226H48ZM54 224H50L51 226H53V228L50 226L52 233H55V231H56V230L55 231L53 230L54 232L52 231V229H54ZM42 225H43V223H42ZM42 225H41V228L40 229L45 228V226H44L45 224L43 225L44 227ZM21 226H22V224H21ZM63 226H65V225H63ZM17 227H18V225H17ZM60 227H61V225H60ZM57 228H59V227L56 226V229ZM111 229H113V227ZM57 230L59 231V229H57ZM34 231H36V229ZM61 231H62V229H61ZM112 231H114V229ZM38 232H39V230H38ZM42 232H44V231H42ZM69 232H71V231H69ZM109 232H111V231H108V233ZM96 233L98 235L97 237H99L101 235L102 231L101 232H98L97 231ZM96 233H95V235H96ZM103 233H105V234H103ZM103 233L102 234L104 236L107 235L106 234V231L103 232ZM35 234H36V232H35ZM62 234H60V235L61 236H64L65 235V232H64V235H62ZM44 235H42V236H44ZM51 235H53V234H51ZM51 235H50L49 238L52 237ZM56 235H57L56 238H58V239L61 238V236L59 237V233L56 234ZM37 236L39 237L38 233H37ZM45 236L47 237V235H45ZM56 238H55V241H57ZM44 239H45V237H44ZM61 239H59V240L61 241ZM75 239H76V237H75ZM42 240L43 239H41V241ZM50 240H52L54 242V238L53 239L52 238L49 239V241ZM45 241H47V240L45 239ZM45 241H42V242L44 243ZM53 242H51V241L49 243L48 242L47 243L45 242V244H44L45 245V248H47L49 250V252L51 251V249H53V250L54 249H57L56 248V245L58 246V249H59L63 244H65V243H61V242L58 241L59 242L58 244L59 245L61 244V246H59L58 244H56L57 242L55 244ZM69 242H70V240H69ZM72 242H73V240H72ZM43 243H41V244H43ZM81 246H82V244H81ZM74 249H75V247H74ZM93 249L94 248H92V250ZM48 250H46V251H48ZM52 252L53 251H51V254H53ZM31 253H32V251H31ZM75 253L78 254L77 250H75ZM91 253H93V251ZM54 255H51V256H54ZM49 258H51V257H49ZM75 258H76V264L77 263L78 264H86L85 261L82 259L83 257L82 258L79 257V254H78V256L76 255ZM49 260H51V259H49ZM85 260H87V259H85ZM89 261H91V260L89 259ZM86 262H88V261H86ZM92 262H97V260L95 261V259H94V260H92ZM30 263L31 264H45L43 262H41V263L36 262L34 260L30 261ZM118 264H119V262H118Z\"/></svg>", "mask_w": 264, "mask_h": 264}, {"label": "clouds", "instance_id": "obj_3", "mask_svg": "<svg viewBox=\"0 0 264 264\" xmlns=\"http://www.w3.org/2000/svg\"><path fill=\"white\" fill-rule=\"evenodd\" d=\"M184 247L191 249L190 256L182 251L181 238L175 229L166 228L152 236L136 231L127 249V264H190L204 251L199 240L188 241Z\"/></svg>", "mask_w": 264, "mask_h": 264}]
</instances>
